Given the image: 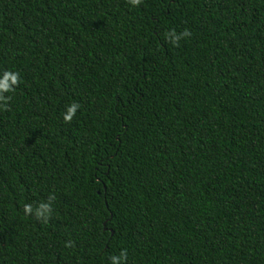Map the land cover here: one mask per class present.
Listing matches in <instances>:
<instances>
[{
  "label": "trees",
  "instance_id": "1",
  "mask_svg": "<svg viewBox=\"0 0 264 264\" xmlns=\"http://www.w3.org/2000/svg\"><path fill=\"white\" fill-rule=\"evenodd\" d=\"M5 71L0 264H264V0H0Z\"/></svg>",
  "mask_w": 264,
  "mask_h": 264
},
{
  "label": "clouds",
  "instance_id": "2",
  "mask_svg": "<svg viewBox=\"0 0 264 264\" xmlns=\"http://www.w3.org/2000/svg\"><path fill=\"white\" fill-rule=\"evenodd\" d=\"M132 6H139L142 3V0H128ZM167 36L170 42L179 46V41L181 39L191 36V32L185 29L182 33L177 34L173 29L171 32L167 33ZM20 82L19 72L5 71L2 78H0V101L7 103V99L4 93L14 91V86H17ZM80 105L78 103H72L66 108L65 113H63V119L66 123H70L77 114ZM55 197H50L49 202L40 203L38 208L35 211V216L37 219H47L50 217L52 212L51 200ZM24 211L26 214H33V207L30 204L24 205ZM70 246V245H69ZM111 264H123L127 260V250H124L120 253L119 256L113 255L111 258Z\"/></svg>",
  "mask_w": 264,
  "mask_h": 264
}]
</instances>
